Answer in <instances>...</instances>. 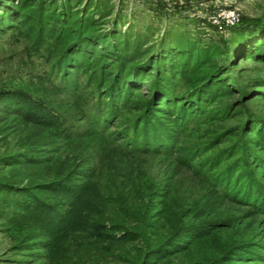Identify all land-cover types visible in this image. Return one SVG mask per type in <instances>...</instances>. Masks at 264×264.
I'll list each match as a JSON object with an SVG mask.
<instances>
[{"label":"rangeland","instance_id":"1","mask_svg":"<svg viewBox=\"0 0 264 264\" xmlns=\"http://www.w3.org/2000/svg\"><path fill=\"white\" fill-rule=\"evenodd\" d=\"M82 21L119 50L141 47L123 75L152 59L126 99L109 97L121 82L110 55L67 65ZM0 93L58 121L0 127V264H134L145 243L112 236L135 227L128 208L143 223L148 204L187 235L218 226L187 237L171 264L207 248L224 256L205 264H264V154L252 142L264 135L246 132L264 131V0H0ZM160 97L172 104L155 106Z\"/></svg>","mask_w":264,"mask_h":264},{"label":"trees","instance_id":"2","mask_svg":"<svg viewBox=\"0 0 264 264\" xmlns=\"http://www.w3.org/2000/svg\"><path fill=\"white\" fill-rule=\"evenodd\" d=\"M86 27L87 26L85 25V23H83V21L82 23H79L76 31L77 34L72 39H70V41H68L69 45L64 49L63 54L65 55V57L66 55L68 57H71L69 58L70 61L67 62V65L70 66L71 69L76 70L83 63L81 62V59L83 57H86L87 54H92L93 56H95L98 55V53H101L102 56H105L106 53L107 55H110L112 59H115L120 63L119 71L116 76L121 82L119 87L113 92H110V89H108L107 92L113 93L110 94L109 97L115 102H119L121 98L126 99L133 91L132 89H139V85H141L142 83V80H140L141 75H144L143 79H145V77H148V70L153 68L154 65L152 59L143 61L139 66L134 67L132 71H128L123 75L121 70L124 68L126 62L128 61V59H132V56L134 54H141V47H137L136 45H134L132 47V51L129 53L128 49L130 48V44H125L124 48L119 50L116 48L118 47L119 39H117V37H114L115 35L112 36V34L109 33L102 35V33L99 34L98 32L90 34L89 30H84ZM99 45L105 47V52L99 50ZM144 52H147V50H145ZM168 52V56L164 55L166 56V58H164L163 60L172 58V51L170 50ZM58 65H60L63 69L66 68L64 63L59 62ZM182 69L184 71L185 67H182ZM180 74L181 72H179V75ZM209 87L211 88L212 85H209ZM112 88L114 89L115 87L113 86ZM155 101L157 102L154 104L155 106L160 105L161 103L172 104V101L165 100L164 97L157 98V100ZM176 102L184 103V99L182 98L180 100H177ZM195 106V102H186L184 104V110H186L187 108L196 109ZM179 118L182 119L181 117ZM14 121H25L32 125L39 126L43 129H51L58 124L57 118L50 111L46 110L41 105L32 102L30 99H23L19 96L5 95L0 93V127H7L9 125H12ZM256 126L257 124L254 123L249 125L246 131L249 137L254 138L255 136L253 135L255 134L264 135V131L262 130V128L257 130ZM252 142H254V144L258 147L260 154H264L263 144H259V140H255ZM254 157V155L248 153L249 161H256L254 160ZM259 169H263V167L259 166L257 170ZM27 189L25 188L24 190L20 191L19 194L24 196V194H26L28 191ZM132 209H127L125 213V215L127 216V220L125 221L128 223H135V227L133 229L125 231L121 236L114 234L112 238L114 240H121L124 242L138 240L141 243H145L143 250L138 255L134 264H171L172 260L178 259L181 254L188 253L191 250L190 245H186L188 242L186 241L187 237H190L192 241L207 239L212 236L213 232L216 229H218V226H216L215 228L209 226L207 227L206 231H196L191 229L192 232L189 233L190 235H187L188 228L186 229V227L188 226L181 223H172L170 214L164 213L162 212V210L150 208L149 204L146 205V209H149L148 215L145 216V219L143 218V223H141V221L139 223V221L137 222L135 216L131 212ZM187 219V217L181 218V221H185ZM167 223H170L167 226L170 230V233L168 235H163L162 237L157 238L154 243H146L149 240V238L145 235L146 230L151 229L152 227L158 228L160 226L166 225ZM219 227L220 229L226 228L224 226ZM222 251L223 249L212 250L210 248H207V251L202 252V255H200V252L196 251V253H194L195 257L193 258L191 264H205V262H202L204 259H207L209 261L219 260L222 256H224V254H222ZM215 262L210 264H217Z\"/></svg>","mask_w":264,"mask_h":264}]
</instances>
